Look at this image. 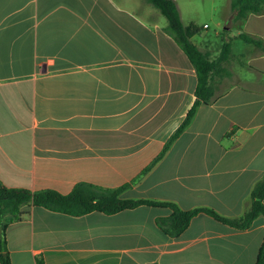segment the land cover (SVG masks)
Listing matches in <instances>:
<instances>
[{
  "label": "crops",
  "instance_id": "crops-1",
  "mask_svg": "<svg viewBox=\"0 0 264 264\" xmlns=\"http://www.w3.org/2000/svg\"><path fill=\"white\" fill-rule=\"evenodd\" d=\"M225 1L232 60L240 32L264 41V12L233 21ZM149 5L0 0L1 183L62 193L79 182L130 183L125 198L207 206L232 218L249 208L264 175V50L243 40L249 46L238 60L247 58L240 63L251 83L239 79L202 102L154 163L193 105L198 76ZM198 35L193 42L216 59ZM23 209L29 213L6 230L12 264H256L264 238L263 216L237 228L200 212L170 236L158 223L172 212L166 206L82 215Z\"/></svg>",
  "mask_w": 264,
  "mask_h": 264
},
{
  "label": "trees",
  "instance_id": "trees-1",
  "mask_svg": "<svg viewBox=\"0 0 264 264\" xmlns=\"http://www.w3.org/2000/svg\"><path fill=\"white\" fill-rule=\"evenodd\" d=\"M157 8L167 19L164 30L169 33L181 46L193 63L198 76L196 99L189 108L184 120L177 127L166 143V146L155 159L156 163L166 152L170 144L186 129L194 118L198 106L215 101L222 94H215L214 76L220 72L231 75L225 67L230 62L232 54V40L228 28L224 29L222 49L216 59H210V54L202 50L192 40V37L201 33L203 26L196 22L184 24L176 0H144ZM233 21L246 18L249 13H263L264 0H231ZM235 38L252 43L264 50L263 39L247 32H240ZM150 167L146 168L147 171ZM130 183L119 187H105L87 182L77 183L71 192L62 193L55 189L31 190L28 188L8 187L0 182V264H12L10 251L7 246V226L21 220L29 213L24 206H42L57 212L82 215L92 211H101L112 214L124 209L134 208L147 204L153 206H166L172 212L166 217H160V228L170 236L180 235L189 225L191 219L200 212L207 213L214 218L228 223L237 228H247L259 216L264 217V175L255 184L251 191L249 208L239 217H227L217 210L200 206L183 209L173 201L154 200L148 198H125L122 191ZM256 264H264V238L259 248Z\"/></svg>",
  "mask_w": 264,
  "mask_h": 264
},
{
  "label": "rangeland",
  "instance_id": "rangeland-1",
  "mask_svg": "<svg viewBox=\"0 0 264 264\" xmlns=\"http://www.w3.org/2000/svg\"><path fill=\"white\" fill-rule=\"evenodd\" d=\"M180 10L183 14V20L188 22L189 20L195 21L197 24L203 26L201 35H198L197 41H201V46H205L210 42L209 48L212 52L217 55L220 54L222 49V41L218 32H224L227 21L225 15L227 13L226 1L225 0H176ZM151 6V5H149ZM153 7V6H151ZM155 8V7H153ZM158 14L163 21H167L166 17L157 8ZM206 24V25H205ZM205 25V27H204ZM239 29L238 23L234 25V32ZM208 41V42H207ZM249 46L242 39L233 41V53L234 56L230 62L225 63V67L230 70L232 75H226L220 72L214 76L215 94L224 92L233 83L245 80V75L250 74V69L247 67H241L240 61H247V58L239 59L240 51L243 48ZM246 78V83H251Z\"/></svg>",
  "mask_w": 264,
  "mask_h": 264
}]
</instances>
